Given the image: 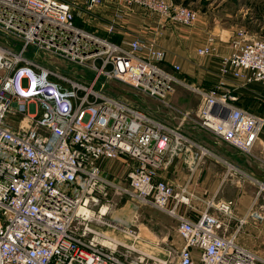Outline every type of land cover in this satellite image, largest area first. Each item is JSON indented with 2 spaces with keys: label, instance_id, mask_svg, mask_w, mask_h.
I'll list each match as a JSON object with an SVG mask.
<instances>
[{
  "label": "built area",
  "instance_id": "2783aa9c",
  "mask_svg": "<svg viewBox=\"0 0 264 264\" xmlns=\"http://www.w3.org/2000/svg\"><path fill=\"white\" fill-rule=\"evenodd\" d=\"M107 2L142 5L185 26L198 18L195 9L173 0H0V264H264L236 240L244 220L229 234L217 214L191 219L178 211L189 198L158 178L157 169L171 143L187 138L105 92L116 82L170 106L172 84H186L176 76L179 65L164 67V48L140 37L124 46L76 23L77 8L90 21L93 7ZM212 41L198 53L211 54ZM232 42L222 71L264 85V39L240 28ZM43 52L84 72L44 57L40 62ZM192 89L202 97L201 125L251 154L264 115L236 105L224 87ZM35 106L42 111L31 112ZM120 159L128 167L125 183L106 172L107 163ZM111 187L173 217L180 247L156 259L137 251L138 259L128 260L130 247L95 225L110 209L101 201ZM220 209L231 214L228 206Z\"/></svg>",
  "mask_w": 264,
  "mask_h": 264
},
{
  "label": "crops",
  "instance_id": "0c3cea01",
  "mask_svg": "<svg viewBox=\"0 0 264 264\" xmlns=\"http://www.w3.org/2000/svg\"><path fill=\"white\" fill-rule=\"evenodd\" d=\"M173 1L198 12L193 25L185 26L174 20L165 22L142 5L124 6L112 2L115 10L105 13L106 16L95 14V18L97 15V20L102 21L90 20L87 25L93 26L88 29L124 46L136 37L154 43L167 52L163 64L167 70L173 71L174 64L180 66L176 76L183 83L205 89L224 87L236 96V105L264 115V85L237 77L231 71H222L223 59L234 51L232 41L238 29L244 28L250 37L264 39V0ZM78 15L76 23L83 27L77 21ZM110 26L113 31L108 30ZM210 37H213L212 53L200 55L197 50L205 46ZM184 90L172 87L169 96L174 105L188 109L194 97H188ZM169 127L181 132L187 140L182 145L171 143L157 176L174 186L177 192L185 190L189 202L182 203L178 211L191 219L199 218L205 211L217 214L227 224L229 233L239 227L241 220L245 221L243 228L264 227V126L251 154L242 152L203 126ZM123 165L120 159L107 163L106 167L109 172L121 169L124 172L126 166ZM221 206H228L231 214H223ZM261 232L264 233L263 228Z\"/></svg>",
  "mask_w": 264,
  "mask_h": 264
},
{
  "label": "rangeland",
  "instance_id": "374dc122",
  "mask_svg": "<svg viewBox=\"0 0 264 264\" xmlns=\"http://www.w3.org/2000/svg\"><path fill=\"white\" fill-rule=\"evenodd\" d=\"M107 4L108 3H101L93 7L92 10L94 11V18L91 19L92 21H102L100 18L97 20V15H105V13H110L115 10L116 5H113L114 3L112 4L111 2L108 5ZM76 10L79 14L77 16L79 19L77 20L79 24H83V27H87V29L92 28L93 25H87L90 24V21L87 17V12L81 8H77ZM95 14H97L96 18ZM80 20H83L84 22L81 23ZM88 30L100 35L95 30ZM30 56L33 57V54H30ZM41 57H44L48 61L47 62L45 60V63L47 64L52 63L62 67V69H67L69 71L78 69L79 71L84 72V69L69 63L62 57H55L50 53L43 52V56H39V58H37V60L40 62H43ZM91 79L92 75L89 74L88 80ZM194 86L196 85L187 83L179 84L177 82L172 84L173 90L176 89V87H182L185 88L184 93L188 97L193 95L194 98L191 100L192 102H190L191 107L188 109L174 105L171 102L169 96L170 93L168 94L166 100L170 102V106H168L160 98L150 97L146 94H142L141 96L133 89L115 82H110L104 90L113 96L125 100L140 110L149 112L151 116L160 119L171 126H202L199 112L202 97L192 89ZM30 111L36 113L37 111L41 112L42 110L35 106V108ZM121 170L116 172H112L110 170L109 172L108 167L106 168V172L109 174L111 179L117 183H125L128 167L124 168V172H121ZM108 195V200L103 199L101 203H105V205L110 204V209L108 210L107 215L104 216V222L101 224L96 223L95 225L99 229L108 232L130 247V252L127 256L128 260L132 261L136 260V258L138 259L140 253L137 251L146 252L148 255H151L153 259H156L158 257L162 258L164 253L169 250L170 247L175 249L180 247V242L176 235L177 223L173 217H170L158 209L143 205L142 203L135 201L128 196L116 194L114 193V188L112 187L109 189ZM262 228L264 229L262 226H252V228H248L246 226L243 228L242 226L237 234L236 240L238 244H240L245 249L257 254L261 258H264V233L261 232ZM237 229L238 227L234 231L232 230L230 233L235 232ZM132 232H136V235ZM227 233L229 232L227 231ZM119 250L121 249L119 248ZM122 250L124 253L126 252L125 248ZM152 262L153 260L150 259V263Z\"/></svg>",
  "mask_w": 264,
  "mask_h": 264
}]
</instances>
